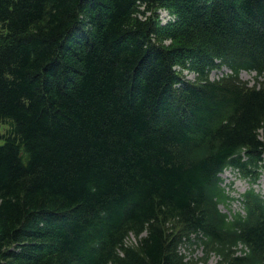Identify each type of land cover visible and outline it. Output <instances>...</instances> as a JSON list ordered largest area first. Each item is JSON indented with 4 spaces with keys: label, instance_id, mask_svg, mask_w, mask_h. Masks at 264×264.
<instances>
[{
    "label": "trees",
    "instance_id": "obj_1",
    "mask_svg": "<svg viewBox=\"0 0 264 264\" xmlns=\"http://www.w3.org/2000/svg\"><path fill=\"white\" fill-rule=\"evenodd\" d=\"M0 125V264H264V0H0Z\"/></svg>",
    "mask_w": 264,
    "mask_h": 264
},
{
    "label": "rangeland",
    "instance_id": "obj_2",
    "mask_svg": "<svg viewBox=\"0 0 264 264\" xmlns=\"http://www.w3.org/2000/svg\"><path fill=\"white\" fill-rule=\"evenodd\" d=\"M160 21L162 24H166L169 21H174V18L165 11H160ZM227 72H230L226 70ZM185 76L188 80H195L196 76L194 74H189L187 71L184 72ZM218 76H222L220 73H213L212 79L217 78ZM241 80L244 82H249L250 86L254 85V73H248V72H242L241 73ZM7 127L4 125H0V136L3 135L6 131ZM222 178L224 180V186H229L230 183H233L234 191L231 193L233 197L236 198V201L231 203L229 206L227 205H221L220 210L224 213H228L230 215L235 214L236 212H242L244 214L243 205L241 196L245 194L251 187L249 180L243 179L238 172H233L232 170L228 169L225 173H223ZM254 188L257 192L261 193L264 196V175L261 177L260 181L257 185H254ZM131 242L135 243V239H131ZM184 253V252H183ZM188 255V260L195 261L197 264H202L199 259H202L203 253L201 249H197L194 253L185 252ZM209 264H219V259L215 256H212L209 260Z\"/></svg>",
    "mask_w": 264,
    "mask_h": 264
}]
</instances>
